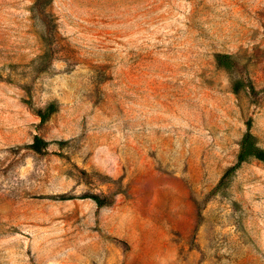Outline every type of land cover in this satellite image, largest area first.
Masks as SVG:
<instances>
[{
    "label": "rangeland",
    "instance_id": "obj_1",
    "mask_svg": "<svg viewBox=\"0 0 264 264\" xmlns=\"http://www.w3.org/2000/svg\"><path fill=\"white\" fill-rule=\"evenodd\" d=\"M249 119L264 0H0V264H264Z\"/></svg>",
    "mask_w": 264,
    "mask_h": 264
},
{
    "label": "trees",
    "instance_id": "obj_2",
    "mask_svg": "<svg viewBox=\"0 0 264 264\" xmlns=\"http://www.w3.org/2000/svg\"><path fill=\"white\" fill-rule=\"evenodd\" d=\"M49 53V49L47 48L45 53L40 56V58H46L47 54ZM232 58L231 54H217V59L220 63L228 64L230 62V59ZM55 109L54 104H49L45 109H37V114L40 117L41 121H46L48 119L49 114ZM251 125L252 120L249 119L247 121V130L244 133L242 140H241V147L237 156V162L228 167L225 173L222 176L221 181L224 180V178L228 175H231L240 165L242 162L246 161L250 157L254 156L260 160H264V149L257 146L254 140V135L251 132ZM51 141L43 138L40 135H35L32 143L30 144L31 148H33L36 151H42L43 149H46ZM93 198L98 205H104L105 200L102 196L93 194L90 196Z\"/></svg>",
    "mask_w": 264,
    "mask_h": 264
}]
</instances>
